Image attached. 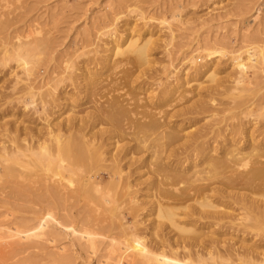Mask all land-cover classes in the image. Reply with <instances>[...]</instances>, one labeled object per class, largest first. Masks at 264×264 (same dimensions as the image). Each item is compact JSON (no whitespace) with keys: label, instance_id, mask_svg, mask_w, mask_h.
I'll use <instances>...</instances> for the list:
<instances>
[{"label":"rangeland","instance_id":"374dc122","mask_svg":"<svg viewBox=\"0 0 264 264\" xmlns=\"http://www.w3.org/2000/svg\"><path fill=\"white\" fill-rule=\"evenodd\" d=\"M130 41H136L138 45L148 44L147 64L137 62L135 55L130 53L116 55L115 43L119 45L118 51H122ZM31 43L33 46L30 50ZM27 49L30 50L28 62L31 65H28L31 69L28 80L21 63L16 61L17 55L25 53ZM210 53L214 54L206 59L204 55ZM190 56L193 57L194 67L203 69L208 66L211 71L205 76L193 74L187 61ZM239 64L246 68L239 67ZM39 98L46 102L44 113ZM142 109L152 116L157 115L155 118H162L166 122L169 120L168 130L178 131L184 138L186 134L195 136L210 131L213 134L215 131L214 134L220 133L219 138L212 134L210 137L217 136L216 140L220 143L227 134L229 137L231 130L228 128L240 129L234 136L235 140L247 136L249 132L258 136L264 129V0H0L1 143L6 141L8 145L11 144L6 135H18L15 141L21 143L19 139L23 141L33 137L34 132L36 136L41 132L45 134L48 127L54 124L61 128H68L71 124L69 126L78 129L82 125L80 120L84 122L91 118L84 124L83 129L86 130L80 132L90 135L103 131L104 149L111 152L115 151V146L120 148L126 142L118 138L107 142L106 136L111 134V130L113 134L114 130L118 132L119 127H126L131 118L126 113L133 110L144 112ZM186 109L190 113L170 121L172 113L178 110L187 112ZM101 110L102 113L106 111L104 116L108 114L113 119H106V116L99 122L97 115L103 116ZM113 110L117 114H112ZM89 130H92L90 134ZM243 130L248 134L243 133ZM22 131H25L24 134ZM74 131L68 133L72 132L78 137L82 134L78 130ZM260 140V145L264 144ZM214 145L219 148L218 144ZM84 151L82 154L75 150L61 153L65 163L75 166L76 174L58 169L65 176L63 180L58 178L57 181L67 191L63 190L60 194L65 193V197L66 193L67 196L72 193L70 196L74 195L73 198L69 196L67 200L64 198L56 203L49 200L47 187L52 184L50 179L54 178L53 169L24 172L22 178L16 180L21 186L20 190L0 182V264H128L127 261L131 260L132 264H138L141 258L138 257V260L133 253L135 256L132 259V252L131 259L126 256L127 261L123 257L126 252L122 257L115 252V255L109 254L104 237L107 236L104 233L106 231L103 230L100 235L95 230L96 225L103 223L117 227L119 220L117 215L111 217L105 212L110 205L102 203L103 198L92 191L94 187L91 183L94 184L95 180L100 182L98 176H104L98 184L102 185L101 189L108 199L107 194L114 198V194H121L122 190L124 193V182H111L102 173V166L108 162H96L92 159L93 155L90 158L84 155ZM223 151L220 149L216 154ZM216 154L211 153L210 156ZM147 156H143V159ZM158 159H150L148 166L146 163L131 178V181L138 180L140 183L133 189H140L136 197L148 205L145 206L147 211L140 214L143 221L153 222L156 219L155 210L149 213V206L157 201L158 185L152 170L147 167L152 163L158 164ZM203 159L199 160V164ZM247 168L240 167L239 172L245 173ZM222 171H218L219 175L216 174L212 181L218 186H222L223 177L228 176L224 175L226 170ZM126 172L122 175L126 176ZM30 175L43 176L42 179H46L48 185H40L43 183L40 177L39 184H31L26 190L24 187L28 185ZM86 178L88 183L91 181L89 184ZM149 181L154 184L152 189L148 188ZM115 184H118V190L114 188ZM78 188L79 191L85 190L79 192ZM55 195V198H59V194ZM214 195L207 194L208 200L222 206L219 210L226 208V200H215L217 196ZM113 207L111 205L109 209ZM176 214L177 222H188L183 211H177ZM129 221L128 225L131 224ZM39 224L44 225L43 228L39 229ZM190 228L196 230L197 235L202 233V241L208 243L214 240V246L219 247H216L215 253L211 252L215 257L213 261L204 260L207 264L238 263L235 256L230 258L223 252L226 246L234 247L232 245L239 241L238 233L199 223H192Z\"/></svg>","mask_w":264,"mask_h":264},{"label":"bare ground","instance_id":"6f19581e","mask_svg":"<svg viewBox=\"0 0 264 264\" xmlns=\"http://www.w3.org/2000/svg\"><path fill=\"white\" fill-rule=\"evenodd\" d=\"M116 43H115V48H114V49H117L116 55L122 56L123 54L130 53L132 55H135L137 62H140L142 64H147L148 62L147 52L149 51V50L147 51V46H148L147 43H144L143 45H138L136 41H130L128 46L124 50L122 49V51H118L119 45L117 44H119V42L117 44ZM31 46H33L32 43L30 45V50H31ZM21 51L22 50H20V52ZM29 51L27 49V51L23 54H18V55L16 54L17 55L16 58H18V60L16 59V61L21 63L22 71L24 72V75L27 76L26 78L27 80L31 72V69L29 68L31 65L28 62L30 61L28 60ZM212 54L210 53L204 56L205 58L206 57L208 58V57H212L211 56ZM250 58L248 59L249 62H251L250 60H252ZM240 59L242 58L240 57ZM238 60H236L237 63H238ZM187 61L189 62V65L191 67L190 70H193V74L195 72L196 76L197 75L205 76L207 73L211 71V67H208V66H204V67L202 66L203 69H201L200 67L198 68L194 67L193 57H191ZM28 65L30 66L28 67ZM239 67L243 68L245 66L239 64ZM29 88L31 89V87L28 86V89ZM42 100L40 99L41 103L43 104L41 110L44 113L46 112V108H45L46 102L44 103L42 102ZM118 106H121V105H118ZM143 110L144 109H142V111ZM115 111L113 110L112 114ZM124 111L125 109H123V112ZM133 111L129 113H126L127 111L125 112L128 115L130 114L129 116L131 117V118L129 117L130 119L128 118L130 122H128L125 125L126 126L125 128L119 127L120 129L118 128V132H116L117 130L116 131L114 130L115 132L113 131V134H112V130H111V134L110 133L108 135L105 134V136L107 135L106 136L107 142L112 141L113 138H118L120 141L126 142L124 146L120 148H117L115 146V151H111V152L105 150L106 149L105 147L106 145H104L105 139L102 138L104 134L102 133L103 131H100L101 133L97 131L98 133L93 132L92 134H90L92 130L91 131L89 130L90 135H88V132L87 134L82 133L86 130V128L85 130L83 129L85 122L87 123L88 121L91 120V118H89L90 120L87 119L88 116L87 118L85 117L88 121L82 122V120H80V122L82 123L81 127H78L79 126L78 123L76 124L78 125L77 126L78 129L75 128L76 126L75 127H73V125L69 126L71 124L68 125V128H66L67 126H64L65 128H61L60 126H55L54 124L52 125V127L51 126L48 127V129L46 130L47 132L46 131H45L46 133L44 132L45 134H41L42 133L41 132L39 135L36 136L35 135L36 133L34 132L32 134L33 137H30L23 141H21L22 138L20 137L21 139L19 140L21 143L15 141L18 138V135L17 137L6 135V138H10V140L8 139L9 142H11L10 145H8L6 141H2L1 143V138H0V143H1L0 145V182L11 185L12 187H15L16 189L20 190L21 186H18L16 180H18L19 178H22V174L24 172L26 171L30 172L32 169H37V170L38 169H42V170H52L53 169L54 178L50 179L52 184L50 187H47L49 200H52L55 203L58 201L59 202L63 201L64 198L66 199V197H69L72 193L68 196H67L68 193H66L65 197H64L65 193L60 194L65 189H64V186H61V184L58 183L59 181H57V179L61 178L63 180L65 175L61 174V172H59L58 169H60L61 171L63 169L65 173L74 175L76 174L75 172L76 168L75 166L70 165V163H65V160L61 158L62 157L61 153L62 152L63 153L72 152V150L73 151L75 150V152L81 151L79 153L82 154L83 153L82 150L83 151L86 150V152L84 151V155L86 154V156L88 155L90 158L92 157L91 155H93L92 159L95 160L96 162L103 161V160H104V163L108 162L106 163L107 165H104V166L101 165L104 168V171L102 173L108 179L112 180L111 182L113 181L124 182L123 183L124 187H122L124 189V193L122 190L121 194L119 193H118L119 195L114 194L115 195L114 198L110 197L111 194L109 196L107 194L108 199H106V195L104 194L105 191L103 192V190L101 189L102 185L98 184L104 179V176L97 175L100 182L97 183L98 180L97 181L95 180L96 182L94 181V184L91 183L92 186L94 187L92 191L94 190L93 192L98 193L100 197L103 198L102 200L103 204L106 203L107 205L115 206L110 209H109L110 206L109 207L107 206L108 208L105 210V212L109 214L111 217H114L117 215L116 218L119 220V223L117 222H116L117 224L115 223L116 226L119 224L117 227H115L114 225L107 226L104 223H103L104 225L103 224H101L100 226L96 225L97 229H95L94 227L95 230L99 231L100 235H102V233L106 231L104 233L107 236H104V237H106L107 239V242H106L107 251L109 254H113L115 252V254H120L119 256L121 255L123 256L125 254L124 252H126V255L123 257L126 258L125 260L127 261V257H129L128 259H131L130 257H131V252H132V254L133 253L136 254V256L133 254L132 259L135 256V258L137 257V259L139 260L138 257H140L141 264L142 263L144 264H195V262L197 264H207L206 261L204 260L207 259V261L208 260L213 261L215 257L213 256V253L211 252H214L216 250V247L218 246L216 247L214 246L215 245V243L213 242L214 240L208 243L205 242V240L202 241L201 238L203 236H200L202 233H200V235L199 234L197 235V233L195 232L196 230H194L193 228H190V225L192 223L194 224L199 223V225H202V226L208 225L211 227H219L220 229L232 230L234 231V233L239 234V241L235 243L234 245H232L234 247L226 246V248L223 251L225 252V254L228 255V257L235 256L238 261L237 264H264V150H263L264 144L260 145L261 143L260 138L264 141V129L262 132L258 134V136L256 135V137L255 135L250 134V132L249 134L245 133V131L243 130L244 131L243 133H245L246 135L248 134V135L247 136L244 135L245 137H242L240 139L238 138L239 140L237 139L235 140L234 136L235 134L238 133V130L240 132V129L228 128L229 130H231L229 133V137H227L228 135L227 134L225 137H223L222 142L219 143L217 142L216 137L220 133L214 134L215 131L213 134L209 130L210 131L209 133L204 132L203 134L199 133V135L194 134L195 136H187L186 134L184 138V137H181L180 135L182 133L179 134L178 131L170 132V130H168L170 127V123L168 122L169 120L166 122L162 118L161 119L155 118V116L157 117V115H153L154 116L153 117L151 113L150 115L145 110L144 112H136V111L133 112ZM105 112L106 111H103V113ZM188 112H189L188 110L187 112H185V110L184 111L182 110V112L178 110V112L172 113V115H170V121L173 118H177V117L179 118L180 116H184ZM100 113H102V110ZM115 114H117V112H115ZM44 115L46 116V114ZM89 116L91 117V115ZM106 116L108 117L106 118ZM106 116L97 115L99 122L100 120H104L105 118L113 119V118H110L111 115L109 116L107 114ZM116 117L120 118V116H116ZM160 120H163V121H160ZM166 120H167V117H166ZM66 121H69V120L67 119ZM92 122L94 123L93 120ZM123 122L122 124L125 123ZM73 123L75 124V121ZM65 124H67V122ZM234 127H236V125ZM241 127H244V126H241ZM259 127H260V124H259ZM74 128H75V131L76 130L79 131L78 133H82L79 137L74 136L72 132H71L72 135L68 133L71 130L74 131ZM6 129H7V126H6ZM228 129H227V132H228ZM14 132L16 133V131ZM24 132L22 131L23 134ZM37 132L39 133L40 131H37ZM252 133H255L254 130L252 131ZM190 134L192 135V132H190ZM210 134L217 135V136L210 137ZM2 138L5 139L4 137ZM214 143H216V145L218 144L219 148L224 151L220 154H216L217 151L220 149L218 147H215ZM91 152L92 154H90ZM211 153H215L216 155L210 156ZM135 154L136 156L138 155L136 159H135L136 157ZM140 154H142L143 156L149 155V157L147 156V158L145 157V159H143L144 157L141 156ZM105 157L107 159H105ZM154 157L155 159L156 157L157 159L160 158L161 161L160 159H158L159 160L158 164L152 163L151 165H149V167H147V169L152 170V173H153L152 176L154 175L153 178L156 177V179L154 180H156L155 182L158 185L157 186L158 191L156 190L158 192L157 197H156L157 201L153 204H150L149 206V210H151L149 211V213L152 212V210H155L154 214H156L155 216L156 219L153 222L152 221L148 222V221H143L144 219L143 220L140 219L141 212H144L145 210L147 211L148 209V208L145 209L146 205L143 204L144 202L143 203L140 202V199L138 200L137 198L138 196L136 197V195L140 193V189L139 190L135 189V191L133 190L135 186L137 187V185L140 183H138L139 182L138 180L131 181V178L134 175L138 174V172L141 171L146 166V163L148 161L150 163V159L152 160L154 159ZM202 158L204 159L203 161L201 160V163L199 164V160ZM79 159H82V158H79ZM149 163H147V166ZM70 166H73L72 169L71 168L69 169ZM243 166H246V167L248 166L247 168L248 170L245 173L244 172L240 173L239 168ZM186 169H188L187 173L185 172ZM220 170L221 172H223L222 170H226V174L224 175H228V176H224L225 178L223 177V179L225 180H222L224 181V183L223 182L220 183V184L223 183L222 186L220 185L221 187L216 185L215 182H212L214 179V176L216 174L219 175L218 171ZM124 171H127L126 176L122 175ZM40 177L38 175L37 176L30 175L29 177L30 180L27 182L28 185H26L24 188L27 190L26 187L30 186L31 184H35V185L39 184L38 180H40ZM87 179L88 178H86V182H87ZM42 180H43V183L42 184L40 183V185H43L46 187V185H48L47 180L46 179H42ZM154 180L152 182H154ZM150 181L148 182V188L152 189L154 184L150 183ZM91 184H90V187H91ZM115 185L116 187L114 186V188L118 190L117 188L118 184H115ZM215 186H218V187H215ZM77 190L79 191V188ZM81 190L79 192H84L85 189L82 191ZM21 191H24V190L22 189ZM232 192H235V193H232ZM210 193L213 195L215 194L214 197L217 196L215 200L216 199H218V201H220L221 199L226 200L227 207L224 208L223 210H219L222 206L213 204L214 201L211 202L208 200L209 198L207 197V194H210ZM55 194H59V198L57 197L55 198L56 196ZM75 195H76L75 197H77L76 192H75ZM73 196L74 195L70 197L73 198ZM191 203H194L195 205ZM96 207L98 206L96 205ZM177 211H183L185 219L188 220V222H177L175 220V218L177 217V214H176ZM126 216H128L129 218L127 219ZM121 220L125 221V223H122ZM129 220H131V224L128 225V222H130ZM103 221L104 220H102V222ZM93 223H94V220H93ZM102 225L106 227H103ZM43 226L39 224L38 228L41 229L43 228ZM91 228L93 229L92 226ZM95 230H92V232ZM115 230L116 231L118 230V232H116ZM87 231H86V234H87ZM193 233H196V234L193 235ZM106 243H105V246H106ZM224 245H226V243ZM224 247H221V249H223ZM127 251L130 252V254L128 253L130 256H128ZM93 253L94 252H92V254ZM217 256L218 258L221 259L219 255ZM127 263L132 264V260L131 262L127 261ZM135 263L136 262H133V264Z\"/></svg>","mask_w":264,"mask_h":264}]
</instances>
